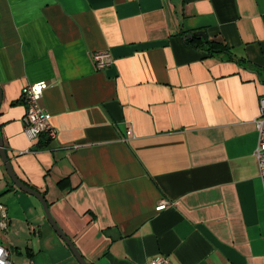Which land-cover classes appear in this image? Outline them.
Listing matches in <instances>:
<instances>
[{
  "label": "crops",
  "instance_id": "0c3cea01",
  "mask_svg": "<svg viewBox=\"0 0 264 264\" xmlns=\"http://www.w3.org/2000/svg\"><path fill=\"white\" fill-rule=\"evenodd\" d=\"M192 32L237 59L208 55ZM98 49L113 58L100 69ZM38 80L56 129L46 146L22 119ZM0 90L16 175L88 263L264 264V0H0ZM0 201L10 264H80L1 157Z\"/></svg>",
  "mask_w": 264,
  "mask_h": 264
},
{
  "label": "built area",
  "instance_id": "2783aa9c",
  "mask_svg": "<svg viewBox=\"0 0 264 264\" xmlns=\"http://www.w3.org/2000/svg\"><path fill=\"white\" fill-rule=\"evenodd\" d=\"M92 60L96 68H104L113 62L112 55L108 49H98L92 53ZM48 83L45 80H38L28 83L23 88L25 110L22 116L24 122V133L30 141H36L42 133L53 139L56 136V129L50 121V113L40 105V98ZM258 137L254 154L257 158L259 175L264 187V94L259 97V111L254 118ZM130 133V129L127 130ZM167 202L160 200L155 208L157 210L166 207ZM9 218L4 202L0 201V229H6ZM0 264H10L8 249L0 243ZM143 264H171L169 258L164 254H158L147 259Z\"/></svg>",
  "mask_w": 264,
  "mask_h": 264
},
{
  "label": "water",
  "instance_id": "95a60500",
  "mask_svg": "<svg viewBox=\"0 0 264 264\" xmlns=\"http://www.w3.org/2000/svg\"><path fill=\"white\" fill-rule=\"evenodd\" d=\"M193 35H201V36H204V33L203 32H197V33L196 32H192V33H187L186 34L187 37H191ZM0 100H1V90H0ZM0 157H1L2 161L4 162L6 171H7L8 175L10 176V178L12 179L13 183L15 185H17L18 187H20L21 189H23L24 191H26L28 193H31L32 195H34L35 197H37L40 200V202L43 205L45 214H46L48 220L50 221L51 225L53 226V228L55 229V231L68 244V246L70 247L71 251L73 252V254L75 255V257L77 258V260L80 262V264H90L81 255L80 251L74 245V243L72 242V240L67 235H65V233L61 230V228L57 225V223L55 222V220L53 219V217L51 216V214L49 212L48 205H47L46 199L44 198L43 194L39 190H37V189H35V188L27 185L26 183H24L16 175V173H15V171H14L12 165H11L10 159L8 158V156L6 154V150H5L4 143H3V139L1 137V135H0Z\"/></svg>",
  "mask_w": 264,
  "mask_h": 264
},
{
  "label": "trees",
  "instance_id": "16d2710c",
  "mask_svg": "<svg viewBox=\"0 0 264 264\" xmlns=\"http://www.w3.org/2000/svg\"><path fill=\"white\" fill-rule=\"evenodd\" d=\"M188 41L192 43L195 47L200 48L204 52H206L208 55H218V56H225L228 58H235L234 53L230 49L229 46H227L223 41L218 39H209L206 36H191L188 38ZM40 144L41 146H46L48 144V141L50 140L48 137L45 136L44 133L40 135ZM45 138V139H43Z\"/></svg>",
  "mask_w": 264,
  "mask_h": 264
}]
</instances>
